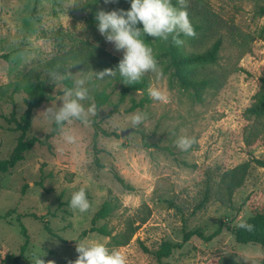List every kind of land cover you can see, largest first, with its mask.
<instances>
[{"label": "rangeland", "instance_id": "obj_1", "mask_svg": "<svg viewBox=\"0 0 264 264\" xmlns=\"http://www.w3.org/2000/svg\"><path fill=\"white\" fill-rule=\"evenodd\" d=\"M185 3L193 7L187 9L193 25L206 23L204 30L184 40L185 48L205 51L216 40L222 41L217 61L196 66L199 75H213L216 82L206 86L198 99L193 88L174 76L169 58L154 40L149 46L163 70L162 77L146 74L147 87L124 97L121 82H114L107 87L111 98L102 106L97 105L95 95L109 78L89 80L92 100L84 103L95 104L97 114L92 117L102 129L74 121L66 129L78 140L69 144L61 132L46 139L53 123L42 112L60 106L69 78L74 82L100 68L80 67L63 59L82 43L96 54L104 48L122 58V50L99 32L96 13L126 10L128 2L0 0V159L11 154L22 133L17 120L26 110L27 92L16 88V83L39 78L56 95L34 110L28 132L46 142H36L15 167L0 173V212L16 208L14 218L19 212L25 214L22 221L30 235L20 264H33L34 253L42 255L45 264H70L79 255L78 241H101L122 252L128 264H261V245L238 243L233 228L255 212L264 211V166L252 164L231 202L214 197L205 201V193L209 187H217L226 169L252 155L264 160V116L246 112L264 79V0ZM68 69L74 76L51 81L50 72L66 74ZM149 87L160 88L167 100L151 98ZM133 99H144V103L128 111ZM137 112L146 113V119L131 128L130 117ZM180 136L193 139L187 150L177 146ZM113 169L133 188L120 183ZM80 188L86 190L91 205L84 213L70 207L71 195ZM105 201H110L112 208L97 226L115 235L131 222L140 225L127 244L116 245L112 235L98 231L83 235ZM29 212L44 218L26 215ZM44 220L59 237L45 229ZM190 230H199L204 236L195 234L184 241ZM24 240L16 218L12 223L0 218V264H14L8 255L18 254ZM165 242L182 245L173 248L169 256L158 258L156 253Z\"/></svg>", "mask_w": 264, "mask_h": 264}, {"label": "trees", "instance_id": "obj_2", "mask_svg": "<svg viewBox=\"0 0 264 264\" xmlns=\"http://www.w3.org/2000/svg\"><path fill=\"white\" fill-rule=\"evenodd\" d=\"M127 9L130 8L129 0ZM173 4L180 6L178 0H173ZM187 9H192V5L190 3H185ZM138 26L142 27V24ZM194 30L195 34L200 33L206 27V23H194ZM193 38V36H181V39H189ZM143 39L148 45H154V40L157 41L158 48L160 49L161 53L169 58V63L173 67V74L178 78V80L186 87H191L194 90V94L198 99H202L203 90L206 86L210 84H214L217 78L213 75H199L196 71V66L200 64H207L213 63L217 61L219 58V52L221 49L222 41L220 39L216 40L210 48L205 51H189L185 48L184 44L176 45L171 37L167 41L162 40L160 38H153L150 36H144ZM99 53H94V49L90 48L89 45L85 43L78 45L76 48L71 50L68 55L64 57V61H70L77 66L80 67H93L98 66L100 71L105 68H113L115 69L118 64L112 63L116 61L119 63L120 57L115 56L114 54L106 51L104 48H99ZM102 55V57H101ZM94 62V63H93ZM114 82H121L122 90L121 94L124 97L128 92L145 89L148 85V81L145 77H143L140 81L135 82L134 84H126L123 82V78L117 75L115 77L109 78L108 84L106 87L101 91L97 92L95 95V99L97 101L98 106H102L111 98V92L107 91L108 86H114ZM73 85V80L69 78L66 87H70ZM16 88H24L27 92V96L25 97V104L26 110L22 114L21 118L17 120V127L21 130V135L18 138L17 144L11 154L3 159H0V173L7 172L11 168L15 167L18 162L23 160L26 156V152L32 148V146L36 142L45 143L46 139H49L51 136L59 133L60 130L55 126L53 123L51 131L47 134L46 139H42L39 136L33 135L29 136L28 132L31 127L32 119H33V112L34 110L39 107L43 102H48L54 100L56 95L49 92L44 84V82L38 78V80L29 79L24 83L17 82ZM144 103V99H133L132 105L128 108V111H133L137 107L142 106ZM249 116L255 117H262L264 116V79L263 84L260 90L256 93L255 98L251 105L247 107L246 110ZM92 124L96 127L97 131L101 130L96 117H91ZM103 132L107 134H111L110 132L103 129ZM261 131L256 132L260 133ZM119 136V133H114ZM147 146H158L160 148H166L171 150L170 147H161L160 145L154 143H146ZM50 146V143H49ZM100 163V160L97 158L96 160ZM257 163L261 166H264V160L252 155L250 159L234 166L231 168L226 169L220 176V179L217 183V187L212 190L210 187L206 191L205 201L209 200V198H217L222 202H231L233 199V195L237 188L241 187L249 174L250 168L253 163ZM113 173L115 178L122 183L125 187L132 189L133 187L125 180V178L116 170L113 169ZM1 189V186H0ZM112 205L110 201H105L102 207L95 213L92 219V227L90 229H85L83 231V235H87L89 232L98 231L104 235H112V232L108 230L104 226H97L96 223L99 219L105 218L110 214ZM16 212V208L8 209L5 213L0 212V218H5L8 222H13L14 219L19 223L21 228V233L23 234L25 240L24 243L20 247V251L18 254H10L8 258L14 264H20V260L24 256L26 250L28 249L29 242H30V235L28 232V228L22 221V217L25 214L17 213V217L14 218L13 213ZM26 215H32L37 219L44 218L43 215H39L36 212H29ZM147 217L143 218L141 223L145 222ZM246 222L251 223L254 227L251 231L240 228L239 225L233 228V233L235 235V239L238 243L241 244H259L261 245L264 253V211H258L249 216ZM45 229L51 233L52 235L59 237L57 233L53 231V229L49 226L48 220H44ZM140 225H135L134 222L129 223L128 228L119 233L112 235V240L116 245H124L127 244L134 234L136 233L137 229ZM195 234L200 236H204L203 232L199 230H190L184 234V241L189 240V238ZM210 238V236L208 237ZM182 245L181 243H172V242H165L164 247L162 250H159L156 254L158 258H162L163 256H169L172 253L173 248ZM75 261V260H74ZM73 262V261H72ZM240 264V263H238ZM244 264V263H241ZM261 264H264V256L261 260Z\"/></svg>", "mask_w": 264, "mask_h": 264}, {"label": "clouds", "instance_id": "obj_3", "mask_svg": "<svg viewBox=\"0 0 264 264\" xmlns=\"http://www.w3.org/2000/svg\"><path fill=\"white\" fill-rule=\"evenodd\" d=\"M105 2L107 3L109 0H105ZM129 2L130 8L126 10H99L96 13L99 32L108 41L113 42L117 50L123 52L118 66L115 69L105 68L99 72L93 71L92 75L75 79L72 86L64 88L60 106L49 107L42 112L50 123L57 126L63 140L69 144L76 143L78 137L72 131L67 130L66 125L74 121L89 125L92 123L91 117L97 114L94 103H89L88 106L84 103L92 100L87 83L89 80L112 78L117 75V72L126 84H134L149 73L155 74L159 79L163 75V70L153 54L152 47L145 42L143 37L150 36L165 41L171 37L176 45H181L183 43L182 35H195L185 0H179L180 6L173 4L172 0H129ZM139 24H142V27L138 26ZM69 69L66 74L57 71L50 72L51 81H62L74 76ZM148 94L154 100H167L165 92L158 87H149ZM146 116L147 114L143 112L132 114L130 127L140 126ZM192 143L193 139L187 136H180L176 140L177 146L182 150L190 148ZM90 206L84 188L73 192L70 199L71 208L84 213L89 210ZM239 227L251 231L254 226L246 221H241ZM76 251L79 255L70 264H128L127 257L122 252L109 249L101 241H78ZM41 257L42 255L34 253L33 264H45Z\"/></svg>", "mask_w": 264, "mask_h": 264}, {"label": "water", "instance_id": "obj_4", "mask_svg": "<svg viewBox=\"0 0 264 264\" xmlns=\"http://www.w3.org/2000/svg\"><path fill=\"white\" fill-rule=\"evenodd\" d=\"M124 133H126V131L124 130V131H122V134H124Z\"/></svg>", "mask_w": 264, "mask_h": 264}]
</instances>
